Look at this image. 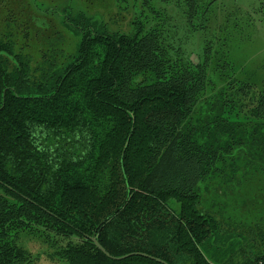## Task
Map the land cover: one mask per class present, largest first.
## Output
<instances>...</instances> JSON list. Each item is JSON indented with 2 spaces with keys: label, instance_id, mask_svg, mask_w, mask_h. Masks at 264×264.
<instances>
[{
  "label": "trees",
  "instance_id": "trees-1",
  "mask_svg": "<svg viewBox=\"0 0 264 264\" xmlns=\"http://www.w3.org/2000/svg\"><path fill=\"white\" fill-rule=\"evenodd\" d=\"M149 14L68 22L76 53L37 68L0 37V264H264V88L227 63L213 84L209 47L194 64ZM257 179V224L224 217Z\"/></svg>",
  "mask_w": 264,
  "mask_h": 264
},
{
  "label": "rangeland",
  "instance_id": "rangeland-1",
  "mask_svg": "<svg viewBox=\"0 0 264 264\" xmlns=\"http://www.w3.org/2000/svg\"><path fill=\"white\" fill-rule=\"evenodd\" d=\"M146 1L151 10L168 19L166 28L174 29L172 34L181 41L189 58L202 63L204 49L209 47L213 84L219 78L212 70L227 63L233 79L264 88V0H201L193 28L183 15L184 0ZM149 8L144 0H0V37L12 44L14 54L31 59V67L37 68L54 51L76 53L80 37L68 22L76 24L82 18L81 23L90 22L97 32L129 34L131 23L145 21V16L156 25ZM233 199L221 206L223 216L237 224L238 220L257 224L258 179ZM204 205L215 211L209 201ZM172 207L176 211L179 208L174 203ZM30 250H34L32 245Z\"/></svg>",
  "mask_w": 264,
  "mask_h": 264
},
{
  "label": "water",
  "instance_id": "water-1",
  "mask_svg": "<svg viewBox=\"0 0 264 264\" xmlns=\"http://www.w3.org/2000/svg\"><path fill=\"white\" fill-rule=\"evenodd\" d=\"M194 62V64H197V62H195L194 60H192ZM91 242L94 244V246L102 253L104 254L106 257L110 258V256L107 254V252L99 245V243L97 242L96 238L93 237L91 238ZM132 255H127V256H124V257H120V258H111L112 260H115V261H120V260H124L128 257H130ZM139 256H142V257H147V258H150L146 255H143V254H139ZM153 259V258H151ZM154 260V259H153ZM156 260V259H155ZM158 262H161L160 260H156Z\"/></svg>",
  "mask_w": 264,
  "mask_h": 264
},
{
  "label": "flooded vegetation",
  "instance_id": "flooded-vegetation-1",
  "mask_svg": "<svg viewBox=\"0 0 264 264\" xmlns=\"http://www.w3.org/2000/svg\"><path fill=\"white\" fill-rule=\"evenodd\" d=\"M190 59L192 60V57Z\"/></svg>",
  "mask_w": 264,
  "mask_h": 264
}]
</instances>
